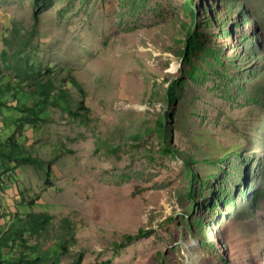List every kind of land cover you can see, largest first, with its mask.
<instances>
[{"label": "rangeland", "instance_id": "obj_1", "mask_svg": "<svg viewBox=\"0 0 264 264\" xmlns=\"http://www.w3.org/2000/svg\"><path fill=\"white\" fill-rule=\"evenodd\" d=\"M261 61L264 0H0V142L39 98L17 82L65 86L94 117L48 106L15 132L50 171L1 159L0 231L46 213L42 251L69 227L42 264H264Z\"/></svg>", "mask_w": 264, "mask_h": 264}, {"label": "trees", "instance_id": "obj_2", "mask_svg": "<svg viewBox=\"0 0 264 264\" xmlns=\"http://www.w3.org/2000/svg\"><path fill=\"white\" fill-rule=\"evenodd\" d=\"M260 81L264 82L263 75L260 78ZM69 82L79 91V93L83 97L84 91L77 79L74 76H70ZM27 84L28 86L26 84L22 85L21 82H17V85L20 86V88H18V91H16H29V93L31 94H37L39 98L30 106H27L24 102H20V111L23 114L18 117L15 131L7 139V141H5L4 143L0 142V169L2 167L1 159L4 158L7 159L9 162L15 161L14 166H20L22 164H29L37 168H42L46 166V169L50 171L51 161H49V163H46V161L42 158L36 157L26 151L22 145L20 146L16 142V140L13 139L15 136V132L23 130V127L26 125H31L33 127L38 120L42 119L41 114L44 112V109L48 106H52L53 108L60 110L72 121H78L84 125L89 126L91 125L94 118L93 112L91 108L84 103L83 100H80L78 104L74 106L71 101L68 100L69 91L67 90V88L65 86L56 87L51 83V80H37V82H35V84L33 85H30L29 83ZM13 88L14 87L12 86L11 81H9L8 84L5 86V89L8 92L15 90ZM263 88L264 86H261V90L264 91ZM170 89H172V86L167 89L166 98H168V92ZM60 154H62V152ZM29 219L35 220L36 223L33 226H29L26 224V220L22 224L23 226L18 232L16 230L13 231L11 229V226H9L8 230L3 233L0 231V246H4V244H7V242H12V244L20 242V245L22 246L23 250L30 249L31 252L29 254L22 253L18 257H12L11 259H5L0 254V264H42L43 262H47L50 259H53V261H58L60 256L66 254L69 251L70 246L75 243L74 239H69L71 238L70 236H68V230L70 228L67 227L65 231L66 233H64L65 237L62 238V240L56 238L57 243L52 244L51 246L43 249L42 251L36 250L37 246L28 245V237L31 236L30 234L35 235L37 234V232H39V230L44 229L46 224L50 221L51 216L46 213H31L29 214ZM27 231L29 233L28 236L25 237L24 234ZM72 238L74 237L72 236ZM128 238L131 239L134 238V236H130ZM82 260L83 252H79L75 256L71 264H81Z\"/></svg>", "mask_w": 264, "mask_h": 264}, {"label": "bare ground", "instance_id": "obj_3", "mask_svg": "<svg viewBox=\"0 0 264 264\" xmlns=\"http://www.w3.org/2000/svg\"><path fill=\"white\" fill-rule=\"evenodd\" d=\"M2 234V233H1ZM4 235V234H3ZM8 236V235H7Z\"/></svg>", "mask_w": 264, "mask_h": 264}]
</instances>
